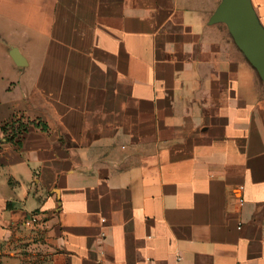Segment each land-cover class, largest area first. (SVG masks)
<instances>
[{
    "label": "crops",
    "instance_id": "1",
    "mask_svg": "<svg viewBox=\"0 0 264 264\" xmlns=\"http://www.w3.org/2000/svg\"><path fill=\"white\" fill-rule=\"evenodd\" d=\"M220 2L0 0V124L46 126L0 128V264H264V81Z\"/></svg>",
    "mask_w": 264,
    "mask_h": 264
},
{
    "label": "water",
    "instance_id": "2",
    "mask_svg": "<svg viewBox=\"0 0 264 264\" xmlns=\"http://www.w3.org/2000/svg\"><path fill=\"white\" fill-rule=\"evenodd\" d=\"M213 19L227 23L234 42L264 81V33L249 0H221ZM11 56L15 63H25L16 52H11Z\"/></svg>",
    "mask_w": 264,
    "mask_h": 264
},
{
    "label": "trees",
    "instance_id": "3",
    "mask_svg": "<svg viewBox=\"0 0 264 264\" xmlns=\"http://www.w3.org/2000/svg\"><path fill=\"white\" fill-rule=\"evenodd\" d=\"M30 123L34 124L37 127L46 128L45 123H43L41 120H32L26 118L24 115H18L10 119L9 121L0 124V128L3 132V139L5 141L13 140L20 133L26 130Z\"/></svg>",
    "mask_w": 264,
    "mask_h": 264
},
{
    "label": "rangeland",
    "instance_id": "4",
    "mask_svg": "<svg viewBox=\"0 0 264 264\" xmlns=\"http://www.w3.org/2000/svg\"><path fill=\"white\" fill-rule=\"evenodd\" d=\"M0 35H1V32H0ZM2 35H3V33H2ZM5 46L3 44V40L0 38V84L5 81L4 78L7 81H9L8 84L12 83L11 80L15 79V76L18 73V71L20 69H22V67H24L23 65H19V64L15 63V61L10 59L8 56L3 55L2 48H4ZM22 51L26 52L24 47H23ZM27 68L28 69H34V66H33V64H30ZM11 85H13V84H11Z\"/></svg>",
    "mask_w": 264,
    "mask_h": 264
},
{
    "label": "built area",
    "instance_id": "5",
    "mask_svg": "<svg viewBox=\"0 0 264 264\" xmlns=\"http://www.w3.org/2000/svg\"><path fill=\"white\" fill-rule=\"evenodd\" d=\"M240 201H242V198H240ZM39 223H41V218L38 216V213H32L24 220V224L27 226H34Z\"/></svg>",
    "mask_w": 264,
    "mask_h": 264
}]
</instances>
